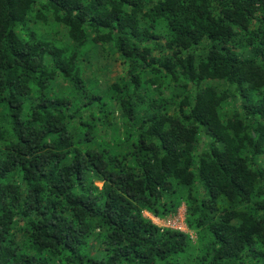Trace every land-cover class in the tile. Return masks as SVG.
Segmentation results:
<instances>
[{"label": "trees", "instance_id": "1", "mask_svg": "<svg viewBox=\"0 0 264 264\" xmlns=\"http://www.w3.org/2000/svg\"><path fill=\"white\" fill-rule=\"evenodd\" d=\"M49 20L78 46L110 44L130 64L111 88L131 152L79 148L93 140L92 111L105 124L110 113L86 87L78 52L29 27ZM203 42L208 51L197 57ZM146 69L198 91L170 115L165 99L143 97ZM57 77L71 97L52 93ZM232 97L241 111L223 120ZM144 103L152 113L138 117ZM202 129L211 143L199 155ZM262 155L264 0H0V264H182L188 235L143 212L167 215L185 189L189 227L207 232L201 264H264ZM20 221L24 251L14 236ZM96 231L101 257L91 255Z\"/></svg>", "mask_w": 264, "mask_h": 264}, {"label": "rangeland", "instance_id": "2", "mask_svg": "<svg viewBox=\"0 0 264 264\" xmlns=\"http://www.w3.org/2000/svg\"><path fill=\"white\" fill-rule=\"evenodd\" d=\"M158 1V0H154ZM30 29L38 33L42 39L54 42L60 41L63 44L70 47L72 50L78 52L79 66L82 72V78L85 81L86 87L94 94L100 95L106 104V109L109 111L110 123L105 124L102 120L98 119L99 113L92 111L95 129L93 133V140L89 144L81 145V150L96 149L101 150L104 146H107L114 153L125 154L132 151V141L126 142L127 132L124 129V120L121 117V111L118 103L115 99V95L111 88V85L120 80L128 79V72L130 64L127 61L122 60L118 53L108 45H96L88 43L84 46H78L71 42L67 36V31L64 27L55 25L51 20L48 24L38 22L35 25L30 24ZM159 32H164L161 27ZM21 36L24 34L21 32ZM159 43L163 44L164 40L160 39ZM144 47L152 49V56L157 57L158 51L155 49L154 43H142ZM208 51V44L206 42L201 43L199 46L193 49V54L197 57H203ZM239 53L243 57H251V50L248 47L239 49ZM142 80V95L145 100L150 99H165L167 104L165 105L166 111L172 115L177 114L180 103L189 97L190 101L194 97V94L198 89L180 78L179 81L174 82L171 78H159L154 75L150 69H146L141 73ZM157 78L158 81L151 83V80ZM206 85H213L220 91L229 89V86L224 81H205L201 84V87ZM51 91L54 95L59 96H72L70 86L57 77L52 83ZM188 111V107L183 108ZM241 111V101L238 97H232L226 102L222 103L220 115L223 120H226L234 111ZM2 111V110H1ZM152 113L147 107V103L140 104L138 107V117H145ZM89 119V114L84 116V120ZM78 124L74 123L72 128H77ZM211 143V137L203 129L200 132L197 146V153L200 155L207 151ZM256 165L264 166V155L259 156L256 159ZM98 187H101V183L95 182ZM188 190H183L182 193H178L174 198L173 203L177 204L175 210L164 216H155L147 211L143 212V216L149 219L156 226L163 229H171L183 232L189 237L188 250L179 257V262L182 264H201L199 258L204 253V245L207 241V232L202 229H193L189 227L187 223V199ZM192 195L197 198L204 196L203 191L200 188H196L192 191ZM98 231L93 234V241L91 243V255L101 257L103 255V248L100 245V241L96 239ZM14 236L21 251H24V245L27 238L24 222H17L14 228ZM57 263L56 260H53Z\"/></svg>", "mask_w": 264, "mask_h": 264}]
</instances>
